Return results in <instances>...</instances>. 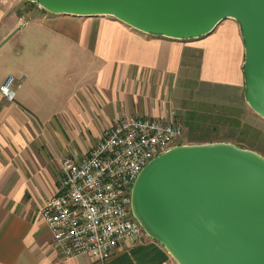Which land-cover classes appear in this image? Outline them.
<instances>
[{
  "label": "crops",
  "instance_id": "obj_1",
  "mask_svg": "<svg viewBox=\"0 0 264 264\" xmlns=\"http://www.w3.org/2000/svg\"><path fill=\"white\" fill-rule=\"evenodd\" d=\"M243 63L231 19L178 41L111 17L0 0V85L14 80L13 100L0 94V264H177L146 234L103 263L61 257L39 211L57 191L62 162L82 159L126 116L163 118L187 100L253 113Z\"/></svg>",
  "mask_w": 264,
  "mask_h": 264
},
{
  "label": "water",
  "instance_id": "obj_2",
  "mask_svg": "<svg viewBox=\"0 0 264 264\" xmlns=\"http://www.w3.org/2000/svg\"><path fill=\"white\" fill-rule=\"evenodd\" d=\"M54 15L111 17L189 41L236 21L245 100L264 119V0H26ZM132 217L177 264H264V157L230 143L174 146L142 169Z\"/></svg>",
  "mask_w": 264,
  "mask_h": 264
},
{
  "label": "built area",
  "instance_id": "obj_3",
  "mask_svg": "<svg viewBox=\"0 0 264 264\" xmlns=\"http://www.w3.org/2000/svg\"><path fill=\"white\" fill-rule=\"evenodd\" d=\"M14 80L0 94L12 101ZM184 132L178 114L163 118L129 115L106 128L80 160H64L56 193L39 211L61 257L88 254L103 263L121 245L144 235L132 217L130 193L142 169L176 146Z\"/></svg>",
  "mask_w": 264,
  "mask_h": 264
},
{
  "label": "rangeland",
  "instance_id": "obj_4",
  "mask_svg": "<svg viewBox=\"0 0 264 264\" xmlns=\"http://www.w3.org/2000/svg\"><path fill=\"white\" fill-rule=\"evenodd\" d=\"M177 107L184 132L176 146L230 143L264 157V119L258 115L220 105L194 104L189 100Z\"/></svg>",
  "mask_w": 264,
  "mask_h": 264
},
{
  "label": "trees",
  "instance_id": "obj_5",
  "mask_svg": "<svg viewBox=\"0 0 264 264\" xmlns=\"http://www.w3.org/2000/svg\"><path fill=\"white\" fill-rule=\"evenodd\" d=\"M29 3V2H28ZM29 4H34V3H29Z\"/></svg>",
  "mask_w": 264,
  "mask_h": 264
}]
</instances>
